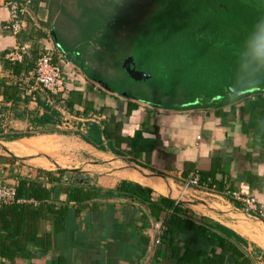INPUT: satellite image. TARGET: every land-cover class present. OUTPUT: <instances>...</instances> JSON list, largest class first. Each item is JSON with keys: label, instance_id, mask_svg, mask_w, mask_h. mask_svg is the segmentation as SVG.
Listing matches in <instances>:
<instances>
[{"label": "crops", "instance_id": "crops-1", "mask_svg": "<svg viewBox=\"0 0 264 264\" xmlns=\"http://www.w3.org/2000/svg\"><path fill=\"white\" fill-rule=\"evenodd\" d=\"M11 1L27 12L20 16L21 30L15 34L10 28V9L0 0V179L14 186L21 179L38 183L48 190L50 198L14 204L25 210L20 216L18 209L3 215L0 208V264H142L149 249L153 219L151 226L143 228L147 209L117 192L123 180L152 189L154 197L174 199L198 220L209 217L231 228L248 241L251 255L256 246L264 252L259 240L264 242L263 220L231 203L221 208L214 197L210 200L216 201H196L189 192L182 193L183 184L194 172L200 177L212 174L202 181L210 179L220 190L230 187L255 196L259 205H264V90L231 89L214 95L207 103L200 100L191 107L167 109L113 93L74 63L76 67L66 78L68 89L79 92L72 110L62 106L61 97H52L62 114L61 124L54 130L71 128L72 132L27 137L25 134L33 129L31 118L44 114L33 100L34 91L40 88L32 78L35 68L29 69V64L35 66L46 48L57 45L54 27L65 19L63 16H69L63 8L74 0ZM61 31L65 33L63 25ZM19 45L27 46L28 51L18 62L20 73H15L6 55ZM67 117L73 127L66 125ZM93 123L109 134L103 135V149L85 142L78 134L86 133ZM70 134L77 136L79 146L90 154L85 167H63L61 160L46 159L38 161L56 165L59 170L23 165L28 151L45 152L32 144L46 148L54 142L44 138ZM58 150L51 147L48 154ZM127 169L156 177L166 192L126 176L123 171ZM79 190L89 197L75 199ZM208 206L214 210H206ZM251 221L256 225L252 226ZM180 237L193 235L183 232ZM193 242L196 252L209 253L197 261L204 264V259L212 256V248L203 238ZM180 246L186 247L183 241ZM153 253L144 264L177 263L172 258L155 259Z\"/></svg>", "mask_w": 264, "mask_h": 264}, {"label": "trees", "instance_id": "trees-1", "mask_svg": "<svg viewBox=\"0 0 264 264\" xmlns=\"http://www.w3.org/2000/svg\"><path fill=\"white\" fill-rule=\"evenodd\" d=\"M87 1L89 0L86 3ZM77 2L85 3V0H74L71 4L77 8ZM62 6L63 4L60 5L61 8ZM90 6L85 27L81 30L79 39L77 38L79 44L69 39L76 46L69 44V34L61 31L65 19H76L73 13L75 8L64 6V12L69 11V16H63L65 19L62 18L60 25L54 27L58 40L56 46L80 66L87 77L99 81L113 93L123 94L152 106L174 109L181 105L180 108L194 106L200 100L207 103L214 95L229 93L231 89L235 92L253 87L264 90V74L257 78L249 77L247 68L237 55L249 30L264 24V2L261 0H91ZM139 46L146 47V56L156 65L155 68L161 67L160 73L163 76L159 77L158 72L156 73L157 85H154L151 78L135 80L123 68L124 61L129 57L133 58ZM193 57H198V63L195 61L194 66L203 62V59L215 57V60H211L213 62L208 78L195 74L197 79L192 83L196 85H186L184 89H189L191 94L187 101L168 106L157 103L148 96L158 91L164 93L162 90H173L179 94L183 90L180 88L183 82L180 78L185 73L184 68L190 66L188 59ZM8 62L12 64L15 73H20L21 65L18 62ZM33 68L35 66L30 63L29 69ZM170 71L179 74L180 78L169 76ZM77 93L79 92L69 89L66 97L59 96L62 106L71 111ZM33 95L38 105L44 109V114L41 117L35 114L31 118L33 129L25 136L53 132L69 134L67 131L54 130L55 126L61 124L62 114L56 108L57 105L48 102L46 93L36 89ZM170 96L175 98L168 95ZM78 134L85 142L98 149H103V135H109L96 123L89 125L86 133ZM211 175L201 174V178ZM15 188L20 201L1 206L3 215L18 209L16 211L20 216L22 205L14 204L31 198L37 201L50 198L46 188L38 183L29 184L24 179ZM117 192L146 207L148 214L143 228L151 226V219L162 224L159 244L153 251L155 259L172 258L177 260L176 264H197L201 255L208 252H196L193 241L203 238L207 247L212 248V256L205 258L204 264H256L257 260L264 264V252L259 247H254L251 255L247 251L249 243L245 238L209 217L198 220L172 198L162 195L154 197L152 189L129 180L121 181ZM85 196L79 190L75 199L82 201ZM183 232L193 237L181 238L180 234ZM150 241L151 237L148 238L149 244ZM182 241L186 247L180 246Z\"/></svg>", "mask_w": 264, "mask_h": 264}, {"label": "rangeland", "instance_id": "rangeland-1", "mask_svg": "<svg viewBox=\"0 0 264 264\" xmlns=\"http://www.w3.org/2000/svg\"><path fill=\"white\" fill-rule=\"evenodd\" d=\"M90 3H91V0L87 1V3H86V0H85V3L77 2V8H75L73 6V4H70L71 7L75 8V10H73L74 11L73 13L76 16V19L74 21H72L70 18L65 19L63 26L65 28L64 29L65 32L68 33L70 36L67 39L68 43L71 44L72 46H76V44H79V40H78L79 38L78 37H79V34L82 33L81 30H83L85 27V22H86L85 18L88 14L87 11L90 10L92 7V6L89 7ZM69 39L72 41L74 40V42H76V44H74L72 42L70 43ZM81 44H84V43L82 42ZM144 46H139L140 48L138 49V51H135V53L133 54V58L129 57L126 60L132 59L131 60L132 63H130V64H135V66H137V69L139 71L145 72L147 75H149L150 78L153 79L152 81H153V83H155L154 85H157L156 81H155L158 78L156 73L158 72L159 77L163 76L160 73L161 67L155 68L156 65L154 66L151 63L152 60L149 59L148 56H146L147 52H146V47H144ZM197 58L198 57H193L191 60L188 59L190 66H187L184 68L185 73L183 76H181V78H180L179 74H176L174 72L170 71L168 73V75L174 79L180 78V81L183 80L184 84H183V82L181 83V86L183 84V88L180 86V88L183 90H181V92L179 94L175 93L173 90L168 91V92H167V90H162V91H164V93H162L161 91H158V92H155L154 94H151L148 96H150L152 99H155V101L157 103L168 105V106H171V105L176 104V103L187 101L190 98L191 94H190L189 89H184L186 87V85L187 86L188 85L189 86L196 85V83L195 84L192 83V81L194 79L195 80L197 79V77H196L197 75L195 76V74H199L204 78H208L211 74L210 68L212 66H210V65H212L211 62H213L211 60H215V57H211L208 60L203 59L202 60L203 62L194 66L196 62L198 63ZM133 59L135 60V63H134ZM125 61H124V63H125ZM124 63H123V68L125 66ZM144 80H146V79H144ZM196 82H199V81H196ZM168 95H172V97L174 96L175 98H171V96L168 97ZM66 120L71 121L69 119V117H67ZM71 123H72V121H71ZM72 125H73V123L71 125H69L68 127H73ZM66 131H69L70 133L72 132L71 128L67 129ZM77 138H78L77 136L71 135V134L70 135H55V136H49L47 138H44V139H47L49 142H54V144L53 143L48 144L50 148L48 147V145H46V150H45L43 145H41L40 143H35V145H34L35 148L43 150L47 153L28 151L27 156L23 159L24 160L23 165L28 167V168H36L39 170H54V171L59 170L60 167H58L56 165H52L49 168H44V167H41L37 164V161L39 159H46L49 161L61 160L60 163H61V166H63V167H65V166L66 167H73V168L74 167L79 168V167H83V166L85 167L86 161L90 159V154L87 150H84L79 146V143H78L79 141ZM51 147H56V148L58 147L59 150L56 153H54L53 155L48 154ZM6 185H8V184H6ZM183 187H184V184H183L182 188ZM186 192H189L190 193L189 197L192 198L193 200H196V201H216L214 199L210 200V197H214L217 199V203H219L220 207L221 206L223 207V206L231 203L225 199H220V198H218L214 195H211L209 193L206 194V192H204V191H198L197 192L195 190V188L191 189V190H187V191H185V193ZM203 192L206 195H204ZM175 195L177 196L178 194L174 193V196ZM226 203H228V204H226ZM231 204H233V203H231ZM214 207H218V205H216ZM214 207L208 206L205 209L206 210H214L213 209ZM201 208L203 209L204 207L202 206ZM251 222H252V226L256 225L255 224L256 222H253V221H251ZM154 224H155V222L153 221L152 227H151L153 233H154V230H153ZM256 227L261 230V227H259V226H256ZM259 240L261 241L260 245L264 244V242H262L261 239H259Z\"/></svg>", "mask_w": 264, "mask_h": 264}, {"label": "built area", "instance_id": "built-area-1", "mask_svg": "<svg viewBox=\"0 0 264 264\" xmlns=\"http://www.w3.org/2000/svg\"><path fill=\"white\" fill-rule=\"evenodd\" d=\"M3 5L10 9V28L15 34H18L22 25L20 16L27 12L26 9L11 0H4ZM27 51V46L19 45L6 56L11 62H21L23 61ZM75 67L76 66L73 61L66 54L58 51L55 45L50 48H46L38 57L35 69L32 73V78L35 81V86L48 95L47 100L49 103L54 105L55 101L52 97L60 96L61 98H64L67 96L68 87L66 84V78L71 69ZM33 100L36 101V97L34 95ZM65 123L68 126L72 124L69 120H65ZM194 188L197 192L204 191L220 199H225L234 205H239V208L244 210L246 213L254 214L258 219L264 221V205H259L255 196L245 195L230 187H225L223 190H219L216 183H213L212 180L209 179L207 181H202L198 172H194L189 177L182 188V193L184 194L185 191ZM17 201L20 200L17 198L15 186L6 185L0 179V207ZM161 228L162 224L155 222L153 226L155 247L159 244V234L161 232Z\"/></svg>", "mask_w": 264, "mask_h": 264}, {"label": "clouds", "instance_id": "clouds-1", "mask_svg": "<svg viewBox=\"0 0 264 264\" xmlns=\"http://www.w3.org/2000/svg\"><path fill=\"white\" fill-rule=\"evenodd\" d=\"M237 55L247 68L249 77L257 78L264 74V24L249 30L237 51Z\"/></svg>", "mask_w": 264, "mask_h": 264}, {"label": "water", "instance_id": "water-1", "mask_svg": "<svg viewBox=\"0 0 264 264\" xmlns=\"http://www.w3.org/2000/svg\"><path fill=\"white\" fill-rule=\"evenodd\" d=\"M53 38L55 40V43L58 44V40H57V37L55 35V33H53ZM132 59H129V60H126L125 63H124V67L126 68V71L128 72V74L135 80H143V79H147V78H150L149 75H147L145 72H142V71H139L135 68V64H130L132 63L131 62ZM133 66V67H132ZM5 150L9 153H11V151H9L7 148H5ZM73 171H76L78 172L79 169H73ZM154 248H155V238H154V233L153 231L151 232V241H150V244H149V249H148V252H147V255L143 261L142 264H144L149 256L152 254V252L154 251Z\"/></svg>", "mask_w": 264, "mask_h": 264}, {"label": "bare ground", "instance_id": "bare-ground-1", "mask_svg": "<svg viewBox=\"0 0 264 264\" xmlns=\"http://www.w3.org/2000/svg\"><path fill=\"white\" fill-rule=\"evenodd\" d=\"M35 143L32 145V147H34ZM46 150V148H44ZM42 151V150H41ZM44 160V159H43ZM37 161V164L39 166H42V167H49V166H52V165H49L47 162H44V161ZM124 174H126V176L132 178V179H136V180H139L141 182H143L144 184L146 185H151L154 186L155 188H157L158 190L162 191V192H166V189H165V185H163L161 183V180H157L156 177H146L145 175L143 174H140L139 172L135 171V169L131 170V169H127L126 171H123ZM151 176V175H150ZM125 177V176H124ZM175 193V192H174ZM171 194V193H170ZM173 194V193H172ZM174 195V194H173ZM176 196V195H175ZM197 209V208H196ZM230 216V215H229ZM264 235V234H263ZM261 236V235H260ZM263 240V239H262Z\"/></svg>", "mask_w": 264, "mask_h": 264}, {"label": "flooded vegetation", "instance_id": "flooded-vegetation-1", "mask_svg": "<svg viewBox=\"0 0 264 264\" xmlns=\"http://www.w3.org/2000/svg\"><path fill=\"white\" fill-rule=\"evenodd\" d=\"M133 67V66H132ZM135 68H136V66H135ZM137 69V68H136ZM138 70V69H137Z\"/></svg>", "mask_w": 264, "mask_h": 264}]
</instances>
